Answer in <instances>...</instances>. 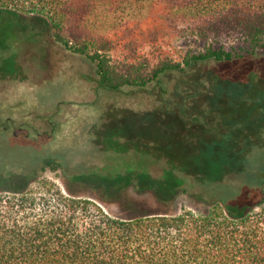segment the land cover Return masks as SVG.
I'll list each match as a JSON object with an SVG mask.
<instances>
[{"label":"trees","instance_id":"trees-1","mask_svg":"<svg viewBox=\"0 0 264 264\" xmlns=\"http://www.w3.org/2000/svg\"><path fill=\"white\" fill-rule=\"evenodd\" d=\"M92 5L106 13L122 9L127 16L119 19L117 12L113 29L95 32L72 17ZM135 6L148 13L135 16ZM0 8L47 20L58 43L96 63L100 85L111 91L144 89L198 62L236 60L234 51L214 44L198 53L173 52L168 49L173 37L240 39L254 49L264 48V0H0ZM244 82L215 85L222 86L221 92L243 87L245 95L235 103H249L254 88L248 85L251 80ZM212 98L218 101L217 95ZM237 112L230 115L231 132L223 133V176L239 169L247 175L243 182L217 183L221 179L213 170L198 182L202 192L196 193L195 184L178 173L191 171L184 164L177 171L172 167L163 181L146 183L157 208L135 215L108 212L106 199L85 197L69 182L61 188L27 173L0 172V264H264V167L249 172L236 165L250 154L231 152L235 139L261 146L264 128L233 132L260 121L251 110L238 122ZM61 166L51 160L42 170ZM182 193L193 208L177 212L174 203Z\"/></svg>","mask_w":264,"mask_h":264},{"label":"rangeland","instance_id":"rangeland-1","mask_svg":"<svg viewBox=\"0 0 264 264\" xmlns=\"http://www.w3.org/2000/svg\"><path fill=\"white\" fill-rule=\"evenodd\" d=\"M135 7L131 10L135 16L148 13V9ZM105 11L92 5L86 12L81 8L73 12L72 17L96 32L113 29L117 12L119 19L127 16L122 9ZM106 15L110 18L103 22ZM25 16L0 8L1 173H27L61 188L69 182L85 197L106 199L108 212L119 216L157 208L146 183L163 181L172 167L177 171L184 164L191 171L178 173L195 184L196 193L202 192L198 182L213 170L221 179L217 183H240L247 177L237 167L223 176V133L231 132L230 115L237 111L234 120L238 122L251 110L250 115L260 121L233 132L264 128V48L254 49L240 39L173 37L168 46L173 52L198 53L214 44L234 51L236 60L198 62L185 71L168 73L161 82L144 89L111 91L100 85L96 63L58 43L47 20ZM250 80L255 97L249 103H235L245 95L243 87L233 85L221 92L222 86L215 85ZM5 126H9L8 132H3ZM262 141L261 146H253L235 139L231 152L250 154L236 166L252 173L264 167ZM51 160L62 166L44 172L42 168ZM80 174L95 176L76 178ZM192 204L182 193L173 210L181 212L184 207L193 208Z\"/></svg>","mask_w":264,"mask_h":264},{"label":"flooded vegetation","instance_id":"flooded-vegetation-1","mask_svg":"<svg viewBox=\"0 0 264 264\" xmlns=\"http://www.w3.org/2000/svg\"><path fill=\"white\" fill-rule=\"evenodd\" d=\"M10 120V118H8L7 119V121H9ZM50 123H51V121H49ZM55 127H53V131H55L56 130V128L54 129ZM21 129V128H20ZM10 129H9V126H5L4 127V129H3V132H8ZM13 132H14V134H16L17 135V132H18V130L17 129H14L13 130ZM23 132V131H22ZM44 132H47V131H44ZM27 135H29V134H27Z\"/></svg>","mask_w":264,"mask_h":264}]
</instances>
